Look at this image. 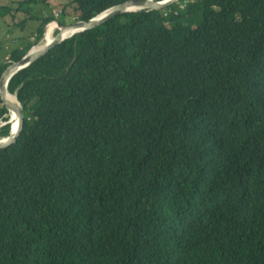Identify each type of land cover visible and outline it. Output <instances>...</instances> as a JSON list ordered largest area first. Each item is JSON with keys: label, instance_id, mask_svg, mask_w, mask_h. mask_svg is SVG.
Segmentation results:
<instances>
[{"label": "trees", "instance_id": "1", "mask_svg": "<svg viewBox=\"0 0 264 264\" xmlns=\"http://www.w3.org/2000/svg\"><path fill=\"white\" fill-rule=\"evenodd\" d=\"M11 1L38 26L0 77L61 15ZM127 1L70 0L57 22ZM7 89L24 125L0 149V264H264V0L128 13Z\"/></svg>", "mask_w": 264, "mask_h": 264}, {"label": "water", "instance_id": "2", "mask_svg": "<svg viewBox=\"0 0 264 264\" xmlns=\"http://www.w3.org/2000/svg\"><path fill=\"white\" fill-rule=\"evenodd\" d=\"M147 1H148L147 4H145L146 0H129L123 4H120L118 6H114L110 9L104 11L103 13L97 15L96 17L90 19L87 22L80 21V22H76L74 24L64 26V27L57 24L58 30L63 29V28H68L69 29V30H67L68 32L62 36H59L57 34L58 36L55 39L54 43H52L51 45H49L48 47H46L40 51L34 52V50H33L34 46H33L26 53V55L24 57H22L19 61L12 63L10 66H8L3 71V73L0 77V98H1V102H2L3 106L4 107L6 106V101H5L4 97H2L1 90H2V87H4V75H5L6 71L8 70V68L13 69L12 72L18 73L19 71H21L22 69H25L31 63L36 61L38 58L43 56L49 50L57 47L58 45L62 44L65 40L71 38L72 36H74L76 34H80L86 30L93 29V28L100 26L102 24H105L107 22L121 18V17L127 15L128 13H136V12H141V11H150V10L161 9L167 5H170L171 3L175 2L176 0H173V1L172 0H162V1H153V2L151 0H147ZM114 8H118L114 14H107L106 15V13H108L110 10H112ZM78 28H79V30L77 31ZM44 36H45V33L43 34V37ZM16 109H17V116H18V122H17L18 125L15 128L14 134L12 135V137L8 141H6L5 143L0 144V149H4V148H7L10 145H12L16 141V139L18 138L19 134L21 133V131L23 129V125H24V109H23V106L18 102ZM0 130H1V124H0Z\"/></svg>", "mask_w": 264, "mask_h": 264}, {"label": "rangeland", "instance_id": "3", "mask_svg": "<svg viewBox=\"0 0 264 264\" xmlns=\"http://www.w3.org/2000/svg\"><path fill=\"white\" fill-rule=\"evenodd\" d=\"M70 0H49V7L47 9H43L42 7H39L35 10V13H53L54 15H59L61 13L60 17H55L57 21L61 20V17L65 15L63 14V11H66V15L71 12V8L69 7ZM177 2V0L175 1ZM13 5V2L11 0H0V9H9V15L4 14L3 20L0 22V64H9V53L12 49L16 47H21L22 43H29V42H35L33 39L34 34L33 32L36 30L38 26V22L33 21H25L26 16L21 15L17 11H15V8L10 7ZM57 21L49 23L46 27L48 28L51 26H56L58 24ZM63 23V22H62ZM23 24V30L19 26ZM56 24V25H55ZM45 27V32L47 28ZM9 29V33L7 30ZM54 33L58 31V28H53ZM44 32V33H45ZM8 34V35H7ZM29 36L27 41L24 40L22 37ZM39 43V42H38ZM37 43V44H38ZM36 44V45H37Z\"/></svg>", "mask_w": 264, "mask_h": 264}, {"label": "bare ground", "instance_id": "4", "mask_svg": "<svg viewBox=\"0 0 264 264\" xmlns=\"http://www.w3.org/2000/svg\"><path fill=\"white\" fill-rule=\"evenodd\" d=\"M151 1L153 2L154 0H151ZM147 2L148 1L146 0L145 4H147ZM117 9L118 8H114V9L110 10L108 13H106V15L107 14H114L117 11ZM53 28H58V26L56 25L54 27V26L50 25L47 28V30L45 32V36L39 41V43L36 46H34V48H33L34 52L40 51V50L48 47L49 45L54 43V41L58 35L62 36L68 32L67 30H69L68 28H63V29H59L56 33H54ZM79 28L77 29V31L79 30ZM12 70L13 69L8 68V70L6 71V73L4 75V87H2V90H1L2 97H4V99L6 101L5 109L7 110V112L5 114V117L7 120H6V122L0 121V124H1V130L5 124H8V133L5 137H3V138L0 137V144L5 143L6 141H8L12 137V135L14 134V130L18 125V123H17L18 122V116H17V109H16L18 101L16 99L15 94H10L8 92V89H7V85H8L9 80L12 78V76H14L16 74V73L12 72Z\"/></svg>", "mask_w": 264, "mask_h": 264}]
</instances>
